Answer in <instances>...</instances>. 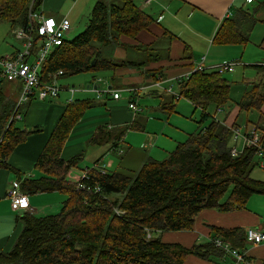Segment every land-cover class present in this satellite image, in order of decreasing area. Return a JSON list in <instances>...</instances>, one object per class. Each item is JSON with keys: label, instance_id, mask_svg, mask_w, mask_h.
Returning a JSON list of instances; mask_svg holds the SVG:
<instances>
[{"label": "trees", "instance_id": "1", "mask_svg": "<svg viewBox=\"0 0 264 264\" xmlns=\"http://www.w3.org/2000/svg\"><path fill=\"white\" fill-rule=\"evenodd\" d=\"M118 1L110 7L96 2L85 29L52 48L38 75L41 85L59 71L62 77L87 72L96 77V73L127 65V60L104 56L103 48L121 44V36L133 40L151 19L136 0ZM42 2L0 0V22L15 30L24 29L30 22V6L40 11ZM238 14L222 24L214 37L215 44L248 42L242 19H248L249 14L241 9ZM187 52L190 53L188 49ZM193 68L187 78L175 82L177 95H173L200 110L197 131L177 144L164 159H150L134 174L108 172L95 164L76 182L68 180L69 171L77 166L80 156L64 160L61 151L67 133L88 106L79 101L67 105L38 157L39 176L18 177V188L28 198L49 192L63 193L67 198L58 213L23 214L17 241L11 251L0 253V264H183L188 255L222 263L223 251L215 240L225 239L237 247L244 246L242 228L225 230L213 226L208 242L191 247L164 242L158 235L191 230L195 217L205 209L231 211L243 207L253 194L264 195V181L251 176L263 159L259 148L244 147L233 155L230 146L234 128H241L246 135L254 131L264 148V114L260 113L257 123L247 121L245 126H238L240 123L236 121L234 126H226L215 114L210 115L208 109L213 106L216 113L218 108L230 106L232 82L224 76L229 71ZM148 74L153 82L163 80L160 69ZM3 83H0V168L16 171L7 158L28 132L13 125L16 104L1 88ZM244 84L247 88L238 102L242 121L245 112L260 111L264 101V80H247ZM120 140L113 142L110 151L122 155Z\"/></svg>", "mask_w": 264, "mask_h": 264}, {"label": "crops", "instance_id": "2", "mask_svg": "<svg viewBox=\"0 0 264 264\" xmlns=\"http://www.w3.org/2000/svg\"><path fill=\"white\" fill-rule=\"evenodd\" d=\"M136 4L149 16L151 23L147 28L140 30L133 40L121 36V44L103 48L104 56L117 61L127 60V65L101 72L99 75H104L105 78L100 77L98 73L96 77L91 74V83L81 90L77 89L74 93L64 90L63 92L71 97L67 99L66 96L63 101L60 100L62 96L60 94L52 99H39L33 95L19 106L22 107V113L18 108L19 117L13 119V125L23 128L28 134L14 147L7 158L8 163L16 171L0 168V253L11 251L16 243L22 230L20 217L23 214L28 212L38 215V212L43 210L37 209L39 206L44 205L46 210H50L56 205L61 206L67 198V195L58 192L40 193L29 196L30 209L14 211L10 208L7 192L12 187H18V177L23 179L39 176L36 170L38 157L71 101L87 103L88 107L81 119L75 122L71 131L67 133L61 158L68 160L80 156L78 164L85 161L92 167L98 164L108 172L121 173H126L124 170H132L127 166H120L124 161L122 156L128 157V152L132 150L131 143L126 138L129 130L126 131L125 128L134 125L136 131L146 135L149 125L155 124L158 130L164 132L166 127L172 126L170 118L172 119L174 113L177 110L181 112L183 108L187 109V104H183L181 109L176 110L178 103L176 100L179 99L173 94L155 88L153 78L148 72L160 69L164 80L162 85L176 88L175 82L190 74L193 67L202 65L206 69L217 67L221 63H233L234 66L236 65L235 68L228 72L231 73L232 82L230 106L224 107L220 120L228 127L234 126L236 121L240 123L238 126H245L247 121L257 123L260 113L264 114L263 101L260 111L245 112V120L242 121L240 117L243 114L238 106L247 88L244 81L264 80V69H262L264 67V0H253L251 3H246L244 0H150L149 3L145 0H136ZM240 9L249 14L248 19H242L244 20L242 29L246 33L248 42L243 45L215 44L214 37L222 24L231 17H238ZM14 37L15 41L9 39V36L2 37L0 59L12 56L22 49L25 51L29 46L30 38L24 40L19 36ZM33 43L36 41L31 39L32 47L29 55L31 64L36 60L35 50H32ZM15 83L17 87L20 85L18 82ZM95 83L100 90L108 91L97 95L92 90ZM61 86L66 88L68 85ZM15 91L8 96L17 104ZM116 91L119 92V97L113 98V93ZM77 93L81 94L77 96ZM86 93L95 94L96 97L94 99L87 97ZM132 101L136 103L137 111L129 107ZM142 101L146 103V110ZM188 103L193 107L192 114H198L199 109ZM145 113L146 117H143ZM152 114L155 116L152 117ZM176 114L181 116V113ZM16 120L23 122V125L18 126ZM174 127L179 128L177 125ZM195 131L197 127L194 131L186 132V138ZM119 138L124 154H119L121 156L119 168L110 170L107 167H110L111 162L105 163L102 156L116 152L110 151V147ZM230 146L232 149L242 151L244 142L241 138H233ZM169 153L167 152L166 156ZM150 159L153 158L145 154L141 161L142 165ZM261 162L264 166V159ZM77 166L71 168L68 174V180L72 182L79 180L85 171ZM120 168L122 169L119 170ZM251 197L252 195L243 207L231 211L212 208L201 211L195 217L191 230L162 232L158 235L164 242H177L191 247L195 243L208 242L212 236L213 226L225 230L242 228L245 239L243 247H237L225 239L223 242L245 254L246 259L251 260L249 264H263L264 242L253 244L247 239L246 232L248 228H256L264 233V195L253 200L252 205L249 202ZM40 200L43 201L42 204L39 203ZM261 201L263 204L260 206ZM231 263L233 258L227 253H223L222 263L211 262L193 255H188L183 262V264Z\"/></svg>", "mask_w": 264, "mask_h": 264}, {"label": "rangeland", "instance_id": "3", "mask_svg": "<svg viewBox=\"0 0 264 264\" xmlns=\"http://www.w3.org/2000/svg\"><path fill=\"white\" fill-rule=\"evenodd\" d=\"M96 2H102L106 4L108 7H110L113 4L119 3L118 0H43L42 10L46 16L47 15L54 16L57 20H59L63 16H66V18L70 23L71 29L67 34H65V39L71 40L77 35H79L87 26L89 18L93 12L92 11L93 7ZM3 36H9V39H13V41H15L14 36H17L15 33V29L12 28L6 22H0V49L2 47L1 45H2ZM99 74L100 73H98V75ZM99 76L105 78L104 75H99ZM224 76L228 79H231V73H225ZM91 79H92L91 73L87 72V73H79L75 75L73 74L70 76L69 75H65L63 77L61 76L58 82L60 85H68L69 87H74L76 90L77 89L81 90V88L86 87V85L91 83ZM18 83H20V85H18L17 87L14 81L10 82L7 79H4V83L2 84V87L3 88L5 87L4 91L6 92L7 95L12 94L13 91L16 90L14 94H15V100L17 102H18L19 94L23 88V82L20 81ZM167 87L170 86H166L165 88ZM171 88L173 91H176V88L174 86H171ZM79 94L81 93H77V96H79ZM86 94L87 97L93 99L96 97L95 94L92 93H86ZM60 95H62L60 99L61 101H63L66 96L67 99L71 97L68 93H65L63 91L60 93ZM183 104H187V109L183 108L180 112L177 109H181ZM142 105L143 108L146 110L145 107L146 103L142 101ZM176 110H177L176 113H181V116H177V114L174 113L172 119L170 118V125L172 126L166 127V130L164 132L158 130L155 124L149 125L148 132L146 135H141V133L139 131H136L135 129H129V131H127L126 134V138L131 143L130 145L132 146V150L128 152V157L122 156L124 157V161L122 164L120 163L121 156L118 153L115 152V153L104 154L102 157L105 159V163H107L108 161L111 162V164L109 165L110 167H107V169L117 170L119 168V164H121L120 166L123 165V166H127L129 169H132V170H124L126 173L134 174V172L139 170V168L141 167L142 165L141 161L143 160L145 154L146 155L149 154L155 160L164 159L166 157L167 152L173 151L176 145L179 144V142H183L186 140V132L188 133L196 129L197 127L196 120L199 119L200 116V110L198 111L199 115L192 114L193 107L188 103V101H186L183 98H179L176 106ZM19 112L22 113V107L19 108ZM208 112L210 113V115L213 116L215 114L217 119H220L221 117L220 114L222 113L221 112L220 114H216L215 108L213 106H211L208 109ZM153 116H155V114H152V117ZM143 117H146V113L143 115ZM243 120H245V118H243ZM15 122H17L16 124L18 126L23 125V122H19L18 120H16ZM174 125H177L179 128H175ZM242 133L245 134L243 130ZM77 167L82 170H86L87 168H91L92 166L90 164L85 163V161H81ZM121 169L122 168H120L119 170ZM251 176L255 179L264 181V167H260L256 165V167L251 173ZM260 195L253 194L251 199L249 200L250 204L251 205L254 204L253 200L259 198ZM39 203L42 204L43 201L40 200ZM262 204L263 203L261 201L259 205L261 206ZM61 206L56 205V207L54 206L50 210H46V207H44V205L39 206L37 209H43V210H40L38 212V215L42 216L47 214L51 215L58 213L60 211Z\"/></svg>", "mask_w": 264, "mask_h": 264}, {"label": "built area", "instance_id": "4", "mask_svg": "<svg viewBox=\"0 0 264 264\" xmlns=\"http://www.w3.org/2000/svg\"><path fill=\"white\" fill-rule=\"evenodd\" d=\"M246 3H251L253 0H244ZM146 3H149L150 0H145ZM29 24L24 28H16L15 33L19 38L28 39L29 46L24 51L23 49L19 52H16L12 56H7L3 59H0V83L7 79L8 81L14 82H23L22 91L19 94L18 102L15 108V118L19 117L17 112L19 106L29 100L33 95H36L39 99L46 98H56L59 94L68 90L71 93H74L76 89L74 87L67 86L63 88L59 84V78L62 75V71H59L57 74L51 77V80L48 83L40 84L38 75L40 74V69L43 63L46 61L49 52L53 47L59 46L63 43L65 34H67L70 29V23L66 16H63L60 20H56L52 16H46L42 10H34L30 6L29 11ZM31 39L36 41L33 43L32 50H35L36 60L31 64L29 62V55L31 50ZM233 63H222L217 67H214L218 72L222 73L225 71L231 72L234 68ZM196 69L202 70L204 66L199 65ZM187 78V76H186ZM100 81V79H97ZM97 82V81H96ZM164 80H157L154 82L153 86L159 90L166 91L171 94H176L172 90L171 86L165 88L163 84ZM92 90L100 95L103 90H100L99 86L95 83ZM133 92H135L133 90ZM177 95V94H176ZM175 95V96H176ZM119 92L116 91L113 93V98H118ZM179 99V96H176ZM129 107L134 111L138 110V107L134 101L129 104ZM222 108L216 110V114H220ZM14 118V119H15ZM215 118H217L215 116ZM233 138H241L244 142L243 147H253L259 148V155L264 159V148L260 145L259 137L255 134L254 131H251L249 134H243L241 128H235L233 132ZM238 152L237 149H232V154L236 155ZM263 162L260 163V167H264ZM7 198L9 200L10 208L14 211L19 210H28L30 209V201L27 195H25L18 187H13L8 190ZM247 239L253 244H260L264 242V233L259 231L256 228H248L246 232ZM215 245L223 251V253L229 254L233 258V263L231 264H249L245 254L238 252L235 249L230 248L226 243L220 239L215 240Z\"/></svg>", "mask_w": 264, "mask_h": 264}]
</instances>
